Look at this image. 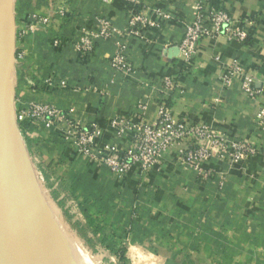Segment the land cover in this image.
<instances>
[{"label":"crops","instance_id":"0c3cea01","mask_svg":"<svg viewBox=\"0 0 264 264\" xmlns=\"http://www.w3.org/2000/svg\"><path fill=\"white\" fill-rule=\"evenodd\" d=\"M195 1L42 0L49 22L37 24L21 42L20 62L31 77L20 87L28 95L24 105L49 103L84 125L100 127L95 145L128 148L132 132L118 135L109 120L153 122L160 105L187 123H204L255 144V156L234 164L203 162L207 178L179 165L173 153L163 154L145 174L132 167L117 176L55 131L40 130L44 174L75 199L85 219L99 224L102 236L122 245L127 264H264V129L256 123L264 105V1L212 0L234 18H255L248 44L204 38L184 58L175 48ZM23 7L13 4L15 33L16 9L23 25L32 19L23 16ZM129 8L160 26L126 38L95 36L102 19L122 31ZM84 32L94 34L95 42L91 51L80 53L75 42ZM120 44L127 68L115 69L110 59ZM231 63L240 71L225 84L221 69ZM243 73L262 90L255 98L240 90ZM165 78L176 88L165 90Z\"/></svg>","mask_w":264,"mask_h":264},{"label":"built area","instance_id":"2783aa9c","mask_svg":"<svg viewBox=\"0 0 264 264\" xmlns=\"http://www.w3.org/2000/svg\"><path fill=\"white\" fill-rule=\"evenodd\" d=\"M101 1L107 3L109 0ZM129 12L130 18L122 31L112 28L107 20L102 19L95 36L103 39L113 34H117L120 38L139 36L147 28L160 26L158 21L140 11L129 8ZM162 16L168 18L166 14ZM48 22V17L34 18L30 31L37 24L47 25ZM255 22V18H234L212 0H196L191 8V18L185 25L183 36L176 44L177 51L179 55L188 58L195 53L198 43L204 38H225L248 44ZM94 42V34L84 32L75 42V49L80 53H87L92 50ZM123 49L124 44H120L118 52L110 59L115 69L127 68ZM215 59L219 60V57L216 56ZM239 71L236 63L224 65L220 80L227 84ZM163 85L165 90L176 88L172 78H165ZM240 90L249 98H255L262 93L261 89L254 87V77L249 73L242 74ZM24 114L30 121H39L43 129H50L60 124L63 131L62 138L72 142L77 152L96 158L98 163L117 176L126 174L132 167L145 174L161 162L163 154L173 153L179 165L190 166L202 177L207 178L209 173L201 167L203 162L214 159L226 160L234 164L251 158L259 152L258 146L251 142L232 137L204 123H187L183 118L174 117L170 109L164 105L159 106L157 117L153 122L142 118L132 122L125 117L109 120V125L118 135L125 131L132 132L128 148H120L113 144L95 145L96 139L102 132L100 127L84 125L72 118L69 112L49 103H32ZM256 123L264 129V105H261L256 113Z\"/></svg>","mask_w":264,"mask_h":264},{"label":"rangeland","instance_id":"374dc122","mask_svg":"<svg viewBox=\"0 0 264 264\" xmlns=\"http://www.w3.org/2000/svg\"><path fill=\"white\" fill-rule=\"evenodd\" d=\"M41 2L42 0H13L14 5L18 3V5L21 4L22 7H26H23V9L25 8L23 10V16L32 18L29 23L23 25L17 20V15L19 14L18 9H16V13L14 14L16 18V33L14 32L15 63L9 86V98L12 118L18 133V140L21 139L20 141L23 143L28 165L34 173V177L40 184V189L50 202L52 201V204L57 210H59L58 212H60L59 215L62 221L60 228L63 231H68L75 238L77 237L80 246L82 248L84 247L83 250L85 253L92 256L94 264H127L122 245L120 246L118 243H114L113 240L111 242L114 244H112L110 238L105 235L102 236L104 232L99 231V224L97 225L95 222L85 219L82 210L78 209L74 202L75 199L70 198L66 193V190L53 186L43 172L41 155L43 153L42 143L44 141L40 134V130L55 131L60 138L64 140L61 136L63 135V131L61 130L60 124L50 129H43L39 121L28 120V118L25 117L24 112L35 102H28L27 105H24L23 99L25 100L28 95L26 94L27 91L20 88L27 86L29 79L31 78L27 67L24 66V63L21 65L20 62L21 57H23V47H21V42L23 41L26 32H30V26L32 25L34 18L39 19L40 17H48L44 8L41 7ZM29 7L32 8V11L30 12L28 10ZM32 87L35 88L36 85H33ZM66 142L76 150L72 142Z\"/></svg>","mask_w":264,"mask_h":264},{"label":"bare ground","instance_id":"6f19581e","mask_svg":"<svg viewBox=\"0 0 264 264\" xmlns=\"http://www.w3.org/2000/svg\"><path fill=\"white\" fill-rule=\"evenodd\" d=\"M20 140L16 187L22 218L0 246V264H82L84 247L60 228V212L40 189Z\"/></svg>","mask_w":264,"mask_h":264},{"label":"water","instance_id":"95a60500","mask_svg":"<svg viewBox=\"0 0 264 264\" xmlns=\"http://www.w3.org/2000/svg\"><path fill=\"white\" fill-rule=\"evenodd\" d=\"M14 53L13 0H0V246L22 218L16 187L18 133L9 101Z\"/></svg>","mask_w":264,"mask_h":264},{"label":"clouds","instance_id":"9594fccd","mask_svg":"<svg viewBox=\"0 0 264 264\" xmlns=\"http://www.w3.org/2000/svg\"><path fill=\"white\" fill-rule=\"evenodd\" d=\"M133 247V245L131 243H129V248L131 249ZM82 260V264H94L93 260H92V256L90 254H85L84 256L81 257Z\"/></svg>","mask_w":264,"mask_h":264}]
</instances>
